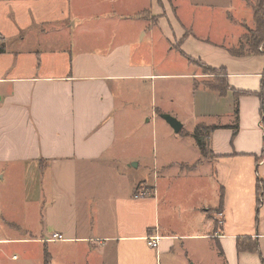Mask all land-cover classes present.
<instances>
[{"label":"crops","instance_id":"obj_1","mask_svg":"<svg viewBox=\"0 0 264 264\" xmlns=\"http://www.w3.org/2000/svg\"><path fill=\"white\" fill-rule=\"evenodd\" d=\"M141 1L131 13L128 0H0V219L23 233H0V264L13 242L42 244V264L45 250L52 264L53 243L86 246L78 264H163L177 245L189 254L186 240L205 241L216 264H264V55L231 53L255 27L256 0H239V29L227 15L226 33L212 38L210 25L179 24L174 0ZM129 25L133 36H122ZM144 40L147 53L136 55ZM157 43L184 59L181 71L155 59ZM207 68L224 69L225 95L205 85L214 77ZM173 80L184 89L173 92ZM158 94L167 109L156 107ZM126 102L144 106V117L150 106L153 119L175 117L183 139L215 126L211 156L194 139L175 144L176 158L154 147L138 195L128 168L139 157L117 141ZM53 233L63 240H49ZM150 235L159 236L155 248ZM240 237L256 240L259 254L238 252Z\"/></svg>","mask_w":264,"mask_h":264},{"label":"rangeland","instance_id":"obj_2","mask_svg":"<svg viewBox=\"0 0 264 264\" xmlns=\"http://www.w3.org/2000/svg\"><path fill=\"white\" fill-rule=\"evenodd\" d=\"M161 2V0H159ZM167 5L171 2V0H162ZM205 2H209V5H205ZM233 0H174L173 3L176 5V15L173 17L175 20L180 23H188L193 24L195 30L197 32H201L205 29V25H210L213 28H210L212 38V34H218L219 29L226 33L227 31V23L225 22L227 15L232 19V28L233 30H237L240 25L235 23L237 19L236 10L238 6L239 0H234L235 8L229 9L225 8L227 4ZM145 2L141 0H128V4L126 9H128L131 13L136 12L137 10L143 9V5ZM146 3H149V0H146ZM148 5V4H147ZM228 7V6H227ZM204 9L201 11V9ZM132 9V11H131ZM204 13L208 18L202 21H198L196 18L201 13ZM229 12V13H227ZM173 13V12H172ZM246 21L249 24H252L251 17L248 18L246 16ZM208 22V24H207ZM173 23V22H172ZM174 26V23H173ZM46 27H50L46 25ZM173 29L176 31V27ZM133 30H135L134 25L124 26L122 28L121 34L122 36H133ZM32 38H36L32 36ZM77 38L82 39V36L77 34ZM224 37H222L223 40ZM226 39V37H225ZM32 43L34 42L33 39ZM148 40H144L145 44L137 47H134L133 50L136 51V55L142 56L147 53V49H145L148 45L146 44ZM165 45H167V41L165 40ZM227 42V39L225 40ZM155 59L159 60L164 58L163 68H169L172 71L179 72L181 71V64L185 62L184 59L177 54L175 51H171L170 53L165 54L163 51V47L161 44L157 43L155 47ZM205 72L209 73L207 69H204ZM167 82V81H166ZM180 80H173L170 82V87L173 88V92L178 90L181 91L184 89V85ZM176 97V93H173ZM179 95V94H177ZM146 102V101H145ZM167 102L162 103L159 99V94L157 96L156 107L161 108L162 110L167 109ZM150 105V103H148ZM128 106L126 102L125 109L127 110V114L124 117L127 118V121L122 125L117 132V141L123 145V152L126 154L136 153L139 157V161L132 162L129 165L128 172L131 179L136 180L134 183L140 182L136 189L139 193L146 192L145 182L143 179L148 181V176L150 177V162L152 160V150L155 147L156 152L159 157H170L176 158L179 155V152L175 149L177 143L179 142H187L190 140L192 142L191 137H185L183 139L180 133H175L172 127L166 122L163 118V115L160 113H156L155 118L153 119L151 114V106L148 110L146 116H143L144 106ZM149 119V121H147ZM180 119V118H179ZM188 126H185L187 129ZM184 140V141H183ZM180 144V143H179ZM163 149L166 151V155H162ZM140 162V163H138ZM137 163V164H136ZM136 164V165H134ZM3 227L5 229H3ZM7 233V235L12 237L22 236L23 233L20 229L16 227H12L8 223H4L0 219V233ZM183 250H188L189 254H185V252L180 251L181 245H177V251L167 261L163 260V264H181V260L183 258H188V255L191 257L192 262L190 264H216V256H212L211 252L206 245L205 241L199 243H194L190 240L184 241ZM186 245V246H185ZM3 246V245H2ZM180 249V250H179ZM3 250L6 253V264H42L41 256L43 254V245L36 243H21V242H13L10 244H6L3 246ZM48 251L53 253L54 259L52 264H78V261L88 252L86 246H78L70 243H53L49 244ZM28 258V261L24 260ZM165 261V263H164Z\"/></svg>","mask_w":264,"mask_h":264},{"label":"trees","instance_id":"obj_3","mask_svg":"<svg viewBox=\"0 0 264 264\" xmlns=\"http://www.w3.org/2000/svg\"><path fill=\"white\" fill-rule=\"evenodd\" d=\"M253 9V19L255 23V27L252 30H249L247 34L243 36L242 43L239 48L231 49V53L235 55H264V0H256L252 4ZM244 44L247 45V52H244ZM4 51V47L0 44V52ZM244 54H243V53ZM242 53V54H241ZM246 53V54H245ZM183 56H185L188 61L194 62L193 59L188 57L186 54L181 52ZM209 74H213L214 77L211 80L206 82V86L218 92L221 96L225 95L228 89L226 73L223 68L219 70L207 68ZM237 113V109L235 110ZM215 126H206L203 124L197 125L193 131V139L195 141L196 146L198 147L201 155L203 157L211 156L210 150L208 148L207 139L208 134L214 130ZM237 124L233 126V129L237 130ZM258 193L260 191V187L257 186ZM222 198V195H221ZM260 205V201H257V210H256V220H258V208ZM236 249L238 252H251L258 253V242L253 240L250 237H240L236 240ZM50 258L48 252H44V264H49Z\"/></svg>","mask_w":264,"mask_h":264},{"label":"built area","instance_id":"obj_4","mask_svg":"<svg viewBox=\"0 0 264 264\" xmlns=\"http://www.w3.org/2000/svg\"><path fill=\"white\" fill-rule=\"evenodd\" d=\"M146 193V192H145ZM143 193H139V195H142ZM49 240L52 241H60L63 240L62 235L57 234V233H53L51 235V237L49 238ZM146 243L150 248H155L158 245V241H159V236L157 235H150V236H146L145 237Z\"/></svg>","mask_w":264,"mask_h":264},{"label":"water","instance_id":"obj_5","mask_svg":"<svg viewBox=\"0 0 264 264\" xmlns=\"http://www.w3.org/2000/svg\"><path fill=\"white\" fill-rule=\"evenodd\" d=\"M163 118L172 127L175 133H178L180 131L182 124L179 120H177L175 117L170 116V115H163Z\"/></svg>","mask_w":264,"mask_h":264}]
</instances>
